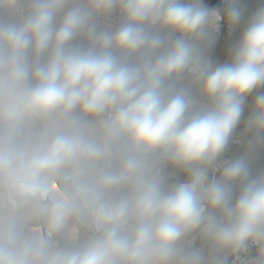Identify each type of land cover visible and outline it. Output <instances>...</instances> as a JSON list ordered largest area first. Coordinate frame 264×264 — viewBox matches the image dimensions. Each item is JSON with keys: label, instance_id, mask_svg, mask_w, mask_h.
I'll return each instance as SVG.
<instances>
[{"label": "clouds", "instance_id": "clouds-1", "mask_svg": "<svg viewBox=\"0 0 264 264\" xmlns=\"http://www.w3.org/2000/svg\"><path fill=\"white\" fill-rule=\"evenodd\" d=\"M223 5L0 0V264H264V5L217 63Z\"/></svg>", "mask_w": 264, "mask_h": 264}, {"label": "trees", "instance_id": "trees-1", "mask_svg": "<svg viewBox=\"0 0 264 264\" xmlns=\"http://www.w3.org/2000/svg\"><path fill=\"white\" fill-rule=\"evenodd\" d=\"M205 3L209 6H216V7H223V0H205ZM240 6L244 10V16L243 17H250L260 6L264 5V0H239ZM235 43L234 40H226L221 35L218 36L217 42L215 47L211 51V56L213 60H215L217 63H224L228 59V52L230 47ZM261 91H264V89H261ZM253 97L250 96L248 101L245 105V112L244 116L242 117L241 124L238 125L235 133H234V140L233 142L241 137V132L243 129V120L247 118V115L250 112V105ZM232 142V143H233ZM230 148V146H229ZM228 148V149H229ZM227 149V151H228ZM226 151V152H227ZM181 180H183V176L179 177Z\"/></svg>", "mask_w": 264, "mask_h": 264}, {"label": "built area", "instance_id": "built-area-1", "mask_svg": "<svg viewBox=\"0 0 264 264\" xmlns=\"http://www.w3.org/2000/svg\"><path fill=\"white\" fill-rule=\"evenodd\" d=\"M249 17H242V20L240 24L231 31L229 32L226 24L223 22L221 23V28H220V34L222 37H224L226 40H234L236 41L242 32L247 19ZM119 17L116 14H113L108 23L111 24H116L118 23ZM245 139H241L240 143H236L235 141L233 142V145L228 149V151L224 155V159H235L241 156L244 152V146H245ZM264 170V150L260 151L255 159L252 162V171L253 173H258L259 171ZM251 255H255V249L251 250Z\"/></svg>", "mask_w": 264, "mask_h": 264}, {"label": "water", "instance_id": "water-1", "mask_svg": "<svg viewBox=\"0 0 264 264\" xmlns=\"http://www.w3.org/2000/svg\"><path fill=\"white\" fill-rule=\"evenodd\" d=\"M233 145V143L230 144V147Z\"/></svg>", "mask_w": 264, "mask_h": 264}]
</instances>
